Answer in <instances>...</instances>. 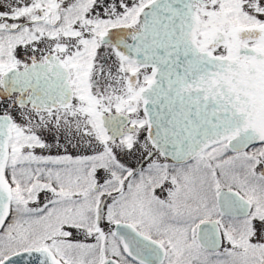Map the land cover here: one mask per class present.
<instances>
[{
	"label": "snow or ice",
	"instance_id": "6c2138e0",
	"mask_svg": "<svg viewBox=\"0 0 264 264\" xmlns=\"http://www.w3.org/2000/svg\"><path fill=\"white\" fill-rule=\"evenodd\" d=\"M0 264H264V0H0Z\"/></svg>",
	"mask_w": 264,
	"mask_h": 264
}]
</instances>
